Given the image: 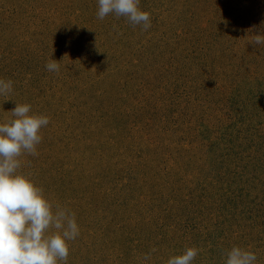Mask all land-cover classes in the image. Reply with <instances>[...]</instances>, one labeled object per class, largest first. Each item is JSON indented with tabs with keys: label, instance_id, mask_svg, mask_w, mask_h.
Masks as SVG:
<instances>
[{
	"label": "rangeland",
	"instance_id": "1",
	"mask_svg": "<svg viewBox=\"0 0 264 264\" xmlns=\"http://www.w3.org/2000/svg\"><path fill=\"white\" fill-rule=\"evenodd\" d=\"M139 7L147 31L98 19L97 0H0V79L13 82L0 123L16 103L49 117L18 173L75 214L67 264H167L215 241L260 260L264 44L250 41L264 0Z\"/></svg>",
	"mask_w": 264,
	"mask_h": 264
},
{
	"label": "clouds",
	"instance_id": "2",
	"mask_svg": "<svg viewBox=\"0 0 264 264\" xmlns=\"http://www.w3.org/2000/svg\"><path fill=\"white\" fill-rule=\"evenodd\" d=\"M97 4L100 20L112 14L126 18L143 31L151 27L150 13L140 9V0H97ZM250 42L264 44V36L257 34ZM45 67L49 72L59 71V63L53 59ZM12 91L13 82L0 79V96L7 97ZM10 113L14 119L0 123V264H67L68 242L80 234L75 214L59 206L54 212L43 190L18 173L23 155L38 154L40 130L49 124V117L31 114L27 103H16ZM200 251L186 247L182 254L170 257L167 264H193ZM225 256L224 264L257 261L254 252L239 246H233ZM150 258V254L144 256L145 260Z\"/></svg>",
	"mask_w": 264,
	"mask_h": 264
},
{
	"label": "trees",
	"instance_id": "3",
	"mask_svg": "<svg viewBox=\"0 0 264 264\" xmlns=\"http://www.w3.org/2000/svg\"><path fill=\"white\" fill-rule=\"evenodd\" d=\"M261 234H264V232H262ZM233 246L234 245H230L229 247L219 246L215 241L214 246H212L211 248L203 250L202 256H199V254H198V256L195 258V260L197 261V259H198V262H199V258H202L200 261V264H224V260L226 259L225 253L228 250H230ZM252 246H253V244L248 245L249 248ZM261 246L264 247V245H261ZM244 248H246V250H249L246 246ZM263 258H264V255L260 260L257 257L258 263H264Z\"/></svg>",
	"mask_w": 264,
	"mask_h": 264
}]
</instances>
